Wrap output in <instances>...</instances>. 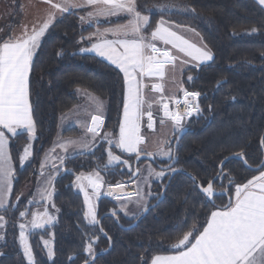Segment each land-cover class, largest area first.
Instances as JSON below:
<instances>
[{
  "label": "trees",
  "instance_id": "16d2710c",
  "mask_svg": "<svg viewBox=\"0 0 264 264\" xmlns=\"http://www.w3.org/2000/svg\"><path fill=\"white\" fill-rule=\"evenodd\" d=\"M20 3L21 0H16L18 15ZM154 3L174 4V13L164 18L192 28L213 54V60L208 64L189 68L181 74L184 90L200 92L197 103L201 111L186 120L183 128L187 132L181 137L175 153L176 134L168 141L167 147L172 149L177 160L174 168L196 176L204 186L216 176L221 161L231 155L243 153L241 157L247 166L257 168L262 159L259 141L264 131V10L253 0H139L140 5L149 7ZM185 7L195 8V12L180 10ZM81 15V12H70L57 19L42 38L33 58L29 101L36 124V139L29 163L20 166V149L28 141L26 134L9 137V152L15 171L10 203L16 208L5 214L7 231L5 244L0 248V264H26L16 243L14 221L31 195L43 154L57 134L59 118L78 101L76 91L86 92L104 102L102 133L115 135L118 129L125 92L123 75L115 67L83 53L81 49L90 46L85 39L97 27H112L124 21L81 27ZM160 18L158 13L151 15L153 27ZM189 76L192 80L188 79ZM218 83H222L220 87H217ZM179 107L181 111L184 108ZM78 135L76 129L62 134L64 137ZM103 144L97 145L94 155L65 159L63 169L53 183V203L55 210L59 209L56 210V221L49 228L29 235L35 264H84L91 259L85 248L93 241L94 254L107 250L108 242L97 226L86 224L83 200L72 188L76 175L94 170L97 163L102 162L103 156L97 154ZM170 162L154 160L151 165L161 171L160 168ZM260 171L248 170L235 160L227 162L223 166V178L214 182V191L226 196L216 198L215 207L202 199L186 175H175L162 201L131 230H120L110 218L101 221V229L111 239L112 248L92 264H149L157 254H174L169 246L182 235L180 229L186 220L189 226L195 221L201 228L212 210L227 204L235 187L229 184V177L242 185ZM165 172L159 183H151L150 192L154 197L149 205L157 200L168 180L170 171ZM132 173L133 179L132 175L126 176L124 170L120 172L115 168L101 170L100 174L106 184H114L131 182L138 176L136 172ZM26 186L31 189L23 196ZM111 208H115L112 202L100 199L96 206L97 218L109 213ZM116 215L123 226L131 225L136 219L124 222ZM50 238L51 260L40 243L42 239Z\"/></svg>",
  "mask_w": 264,
  "mask_h": 264
},
{
  "label": "snow or ice",
  "instance_id": "6c2138e0",
  "mask_svg": "<svg viewBox=\"0 0 264 264\" xmlns=\"http://www.w3.org/2000/svg\"><path fill=\"white\" fill-rule=\"evenodd\" d=\"M43 2L49 5V9L38 27L33 26L29 31L25 26L20 36L0 42V229L5 228L7 224L5 214L16 208L9 200L13 192L15 171L9 152L8 134L10 133L12 137L26 134L30 141L36 139V124L29 101V74L33 69V56L40 46L41 38L57 20L58 15L63 16L74 9L87 7L91 10L86 16L80 17L82 23L98 22L100 17L124 16L127 18L126 23H117L115 27L104 28L103 31L97 27L96 31L87 38L90 41L95 38L94 42L90 47L81 49L83 52L95 53L96 56L115 65L123 73L125 85L119 133L114 135L106 132L102 137V140L108 144L107 162L97 163L92 172L80 173L73 181V184L84 194V203L87 207L84 215L90 225L100 222L97 218L95 200L99 198L105 183L100 174L101 170H108L121 163L127 164V161H122L119 155L113 153V147L120 149L122 153H134L137 159L143 154L152 158L167 157L171 164L177 162L172 149L165 148L168 144L166 140L159 141L154 152L145 151L141 147L145 144V137L141 134V121L145 115L148 118L147 127L153 129L152 102L145 100L143 89L147 85L143 83V78L158 77L162 80L166 67H175L178 57L173 55L167 46L196 61L197 67L213 60V54L206 45L196 46L174 30L182 26L164 18L174 13L176 10L174 4L154 3L149 7L147 4L140 5L139 0H43ZM256 2L264 8V0H256ZM180 10L195 12V8L188 7ZM157 13L161 18L153 27L151 15ZM156 42L165 47H158ZM187 62L181 60V63ZM188 79L192 80V77L189 76ZM217 87L220 85L218 84ZM152 88L154 91H163L162 85L154 84ZM181 91H183V101L161 97V101L171 100L176 105V110H170L169 103L162 102L164 118L172 122L174 133H182L184 131L182 121L201 111L196 102L201 95L200 92L187 91L182 87ZM90 99L95 106V112L89 114L90 123L84 124L86 135L79 140L61 141L57 147L65 154L70 148L80 149L78 155H82L84 151H93L96 138L100 136L104 125V105L98 97L90 96ZM181 103L184 105L182 111L179 107ZM145 105H147V111H145ZM160 123L163 125L165 119H161ZM261 143L264 145V140ZM51 151L55 152V147ZM31 155L29 144L25 146L20 156L21 165ZM236 155L241 157L243 153ZM58 159L60 166H63L66 156H60ZM46 164L47 159L41 164V175H44L43 169ZM171 164L168 171L175 173L177 169ZM223 165L224 161H221V172L210 179L206 186L200 184L196 176L188 177L202 199L213 207H215V199L222 198L224 195L223 192L214 191V181L223 178ZM53 166L58 172L59 167L55 164ZM136 171L138 173L139 169ZM148 175L163 178L165 171L162 169L156 172L149 168ZM228 179L230 185H235L234 195L229 196L228 203L211 211L210 216L206 218V226H201L202 230L197 227L195 221L189 226L186 220L180 229L182 235L169 246L174 254H157L151 259L150 264H264V170L242 185L236 184L231 177ZM144 182H148L147 178ZM112 187L109 185V195L113 194ZM115 187L123 188L125 185L117 184ZM54 190L53 177L49 176L44 186L38 188L29 203L35 206L41 201H51ZM114 198L128 202H132L135 198V203L139 205L141 201H144L145 195L137 188L134 194L123 197L116 195ZM16 199L19 202L18 196ZM127 206L124 204L120 208L125 215H128ZM52 207L55 208L54 203ZM56 210L59 211V209ZM143 210L147 211L146 204ZM19 215L21 218L31 215L28 225L19 224V238L29 264H35L26 229L29 225L30 230L44 229L46 225L53 223L55 217L49 214L46 207L43 212H30L26 209L20 211ZM113 215H116V212H113ZM184 228L188 230L184 231ZM44 243L48 247V242ZM85 251L94 258L93 243H88ZM48 256L49 258L53 256L50 247H48ZM85 264H89V261L86 260Z\"/></svg>",
  "mask_w": 264,
  "mask_h": 264
},
{
  "label": "rangeland",
  "instance_id": "374dc122",
  "mask_svg": "<svg viewBox=\"0 0 264 264\" xmlns=\"http://www.w3.org/2000/svg\"><path fill=\"white\" fill-rule=\"evenodd\" d=\"M48 9H49V5L44 3L43 0H22L20 13H19L20 15H18V13L16 14V0H0V42H3L4 40H6L9 35L11 36L14 34L16 36H20L22 34L25 26H27V29L29 31L32 29L33 26L38 27L39 24L45 18ZM78 9L82 11V12L77 11V12L82 13L81 16H86L87 12L91 10L90 8H87V7L78 8ZM74 10H76V9H74ZM71 12H76V11L72 10ZM65 14H67V13H65ZM60 17L61 16L58 15L57 19H59ZM116 21H124L122 23H126L127 18L124 16L108 17V18L100 17V18H98V22L93 21L91 24H89L88 22L82 23L80 20L79 24L81 27H87V26L95 27L96 25H99V24H107V23H112V22H116ZM174 30H176L179 33H182V35H184L183 33H185V32L188 33L189 35H191V37H187V35H186V36H184L186 39H188L190 42L194 43L198 47L204 46V44L201 42L199 35L192 28L182 26V27L176 28ZM109 38H112V37L109 36ZM94 40H95V38H93L92 41L85 39L86 43H88V44L94 42ZM156 43H157L158 47H161V48L165 47L164 45L160 44L159 42H156ZM167 47L172 51L173 55L178 57V59L175 63V67H173V66H167L166 67L167 70H165V71H167V73L165 76L166 81L165 80L163 81L164 83H161V79L158 77H150L152 79V81H150L151 93H149L151 97L149 96L150 100L148 102H152V105H153L152 109H154V107H161L162 108V102H168L170 110H172V109L174 110L176 105L174 103H172L171 100L166 99L165 101H161V97L174 98L175 94L177 93V96L175 99H179V100L183 101V91H181V87H182L181 86V76H180V80H179L180 74H178V73L180 71L184 72L185 70H187L189 68H199L200 66L206 65L210 62V61H207L204 64H200L197 67V66H195L196 61H192L189 57L184 56L182 53H179L175 49H171V46H167ZM181 60L188 61V62L187 63H181ZM154 84L162 85L163 91L162 92L154 91L152 88V86ZM79 93H81V95H82L86 92L79 91V90L76 91L78 101L71 109H73L77 105L76 110H80L81 109L80 107L82 105H84V99H82V96ZM145 107H147V105H145ZM71 109L69 111H71ZM103 114H104L103 117L105 119V112ZM122 115H123V109H122L120 121L122 119ZM63 117L59 118L61 129H63V120L65 119L66 116H63ZM161 119H165V123L163 125H161V123H160ZM187 119L188 118H186L182 121L183 126L186 123ZM120 121H119V123H120ZM154 129H156L157 132L153 136H147L144 133L145 132L144 129L142 128V130H141V134L145 137V139H147L145 144L141 145V147L143 149H145V151L148 150V147L152 148V150H151L152 152L156 151L157 144L159 141L165 140V139H167L166 141H169V139H171L177 133V132L174 133V128H173L172 122L170 120H167L166 118H164L163 110H161L158 125ZM69 130H71V129H69ZM76 130L80 133V135H78L77 137L85 136V131L83 132L81 129H76ZM118 133H119V125H118V129H117V132L115 135H118ZM100 134H101L100 138L97 140V145L100 142H103L104 144L100 147V151L98 152L97 156H103V160L101 162V164H103V163L107 162L108 144L106 141L102 140V137L104 136L105 133H102V130H101ZM26 138L28 141H27V143L22 145V147L20 149V153H21L20 156L23 154V151H24V148L26 145L30 144L31 150H32V144H33L34 140L30 141L29 138L27 137V135H26ZM71 138H73V137H71ZM165 148L166 149L168 148L167 145H165ZM94 149H93V151H94ZM93 151H91L90 153H93ZM112 151L115 155H119L121 157L122 161H127V164L121 163L119 165L112 166L109 169L115 168L117 170H124L126 176H131L133 174L132 172H136V174H139V172L141 171L138 179L136 181H134L133 183L131 181L130 184H126L129 182H126V183L116 182L114 184H109V185H113V187H112L113 194L112 195L108 194L109 188H107L103 192L104 199H106L107 197H110L111 199L107 198V200L111 201L115 205V208H111L109 213L113 214V212H116V214H118L124 222H130L134 218H137L144 211L143 210V207H144L143 204L144 205L146 204V206L148 207L151 197H154L153 194L147 195V193H149L151 190L152 181L157 180L156 183H159L160 180L163 179L165 176L163 178H158L154 175L149 176V175L143 173V169L145 168V166L151 167V169H154L156 172H159L160 170L155 169L151 165V163L147 162V161H141L139 164H137V166H134L133 161L131 160V158L136 157L134 153L133 154L122 153L120 151V149L115 148V147H113ZM90 153H87V154H90ZM82 155H84V154H82ZM30 158H31V156L28 158V160H26L23 163V165H21V163H20V166L27 165L30 161ZM154 159L157 160L158 162L168 161L167 157L157 156ZM52 169L54 170L56 168H51V170ZM137 169H139L138 173L136 171ZM51 170L44 171L43 177H49L51 174V172H50ZM53 170H52V172H53ZM92 171L93 170L86 172L85 174L90 173ZM39 175L41 176V171L38 169L37 178L39 177ZM165 175H166V172H165ZM37 178L35 179L34 186H32V189L30 188L31 189V195L29 198L26 199L25 208L22 209L21 211L27 209L30 212H43L45 207H46L49 214L55 217V219L51 225L45 226V228H49L56 221V210H55V208L52 207L53 195H52L51 201H48V202L41 201L38 205H35V206H33L29 203V201H31L33 199V196L37 193V186L35 187V184L37 182ZM145 178H147V181H148L147 183L144 182ZM117 184H123V185H125V187L116 188L115 185H117ZM39 187H41V186H39ZM72 188H73L75 193L82 196L83 204H84V213H85V211L87 210V207L84 203V194L82 192H80V190L74 184H72ZM137 188H139L142 191V193L145 195V199H144V201H146L145 203H143L144 201H141V203L138 205L137 203H135V198H133L132 202H128L124 199L117 200L114 198L116 195L123 197V196H127L128 194H134L137 191ZM30 189L28 186H26L25 189H23V196L27 195L29 193ZM234 189H235V187H234ZM53 194H54V192H53ZM124 204L128 205L127 209H126L128 215H125V213L123 211H120L121 206ZM141 206H143V207H141ZM95 209H96V203H95ZM96 213H97V210H96ZM30 220H31V215L21 218L19 213H18L17 220L14 221V223H15L14 225L16 226V243L18 244V248H19L26 264H29V261L24 254V249H23V246L20 242L19 224L25 223L26 225H28V221H30ZM84 220H85L87 225H90L87 222V220L85 219V215H84ZM6 227H7V224H6L3 231L0 230V237H3L2 239H0V248L3 246L2 244H5V238H6L5 235H6V231H7ZM42 230L43 229L30 230V225H29L28 228L26 229V235L29 239V235L31 233L37 232V231H42ZM45 241L48 242V247H50L52 252H53L52 240L50 238V239H42L40 241V243H41V245H42V247H43V249L47 255V258L49 260H51L53 258V256L51 258H49L48 247L45 246V243H44ZM93 243H94V241H93ZM28 244H29V241H28ZM85 253H86V255H88V253L86 251H85ZM0 256H1V252H0Z\"/></svg>",
  "mask_w": 264,
  "mask_h": 264
},
{
  "label": "crops",
  "instance_id": "0c3cea01",
  "mask_svg": "<svg viewBox=\"0 0 264 264\" xmlns=\"http://www.w3.org/2000/svg\"><path fill=\"white\" fill-rule=\"evenodd\" d=\"M253 1H255L256 2V0H253ZM257 3V2H256ZM20 4H22V0H21V3ZM258 4V3H257ZM259 5V4H258ZM260 6V5H259ZM261 8H262V6H260ZM20 8H21V5H20ZM263 10H264V8H262ZM73 11H81V10H79L78 8L76 9V10H73ZM82 12V11H81ZM113 27V26H112ZM115 27V26H114ZM106 28H109V27H106ZM103 29L104 28H102V29H100L101 31H103ZM182 34V33H181ZM184 35L183 36H186L187 35V37H191V35H189L188 33H183ZM14 37H17L16 35H9L8 37H7V39L6 40H8L9 38H14ZM43 38V37H42ZM42 38H41V40H42ZM6 40H4V41H6ZM93 43V42H92ZM89 45L91 46V43H89ZM89 46V47H90ZM83 53H87V54H91V55H94V56H96L95 55V53H91V52H83ZM96 57H98V56H96ZM33 58H34V56H33ZM99 59H101V60H103V61H105L106 63H108V64H110L108 61H106V60H104L103 58H101V57H98ZM111 66H113V67H115V65H112V64H110ZM116 68V67H115ZM116 69H118V68H116ZM119 70V69H118ZM167 70V69H166ZM120 71V70H119ZM182 72L183 71H180L178 74H180L179 75V80H180V76H181V74H182ZM166 73H167V71H165V76H166ZM121 74L123 75V73L121 72ZM165 76H164V78L161 80V83H164L163 81L165 80ZM174 77V76H173ZM138 79H139V77H138ZM150 81H152V79L150 78V77H144L143 78V83L144 84H146L147 85V87L146 88H144L143 89V94H144V97H145V100H147V101H149L150 100V98H149V96H150V94L149 93H151V90H150ZM166 81V80H165ZM180 83V82H179ZM80 95H81V93H79ZM124 94H125V92H124ZM77 95V94H76ZM82 96V99H84V105H82L80 108V110H76V106L73 108V109H71V111H69V112H67V113H65V114H63L62 116H61V118L63 117V116H66L65 117V119L63 120V129H61V127H60V121H59V123H58V129H57V134H56V136H55V139L53 140V143L51 144V146L45 151V153L43 154V157H42V159H41V162H40V165H39V170L41 171V164H42V162H45L46 161V159H47V164H46V167L43 169V172L44 171H49V170H51V168H56V167H54L53 166V164H55L57 167H59V171L57 172L56 171V169H52L53 170V172H52V170L50 171L51 172V174H50V176L51 177H53V183H54V180L56 179V177L61 173V171H62V166H60V161H59V159H58V157H60V156H66V159H69V158H73V157H76V156H79L78 155V153L80 152V149H76V150H73L72 148H70L69 149V151H68V153L67 154H65V153H63L61 150H60V148L59 147H57V145L61 142V141H67V140H79L82 136H80V137H73V138H71V137H64V136H62V134L66 131V130H69V129H81L83 132L85 131V128H84V124L85 123H90V113H94L95 112V106H94V104L92 103V101H91V99H90V96H93V95H91V94H88V93H84V94H82L81 95ZM176 96H177V93L175 94V96H174V98H176ZM151 97V96H150ZM101 101V100H100ZM103 102V101H102ZM104 104V103H103ZM153 106V105H152ZM161 110H162V108L161 107H154V109H152L151 108V111H152V113H153V129H149L148 127H147V124H148V118H147V116L145 115L144 116V118H143V120L141 121V125H142V128L144 129V133L147 135V136H153L154 134H156V129H154V128H156V126L158 125V121H159V116H160V114H161ZM173 110V109H172ZM145 111H147V107H145ZM105 112V104H104V111H103V113ZM104 115V114H103ZM64 118V117H63ZM142 128H141V130H142ZM9 135V137H12L11 136V134L9 133L8 134ZM85 135H86V133H85ZM101 135V134H100ZM100 138V136H98L97 138H96V141H95V147L97 146V140ZM146 140L147 139H145V142H146ZM165 140H167V139H165ZM55 147V149H56V151L55 152H52L51 150L53 149ZM94 147V148H95ZM93 148V149H94ZM152 150V148L151 147H148V150L147 151H151ZM87 153H90L89 151H84L83 152V154H87ZM149 168H151V167H149V166H145V168L143 169V173H145V174H147L148 175V169ZM264 170V169H263ZM140 173H141V171L139 172V174H138V176L134 179V180H132V183L134 182V181H136L137 179H138V177H139V175H140ZM260 173V172H259ZM259 173L257 174V175H259ZM257 175H255V176H257ZM254 176V177H255ZM253 177V178H254ZM47 178L48 177H43V175H39V177L37 178V182H36V184H35V187L37 186V190H38V188H39V186H43L44 184H45V181L47 180ZM253 178H251V179H253ZM75 180V179H74ZM162 180V179H161ZM160 180V181H161ZM152 182H157V180H155V181H152ZM159 182V181H158ZM121 183H123V182H121ZM246 183V182H245ZM126 184H130V182L129 183H126ZM34 186V185H33ZM113 186V185H112ZM107 188H109V184H106V183H104V187L101 189V192H100V196H99V198L97 199V200H95V203H96V206H97V203L99 202V200L100 199H102V197H103V192L107 189ZM89 191H91V189L89 190ZM232 195H234V190H233V194ZM81 198H82V196H81ZM104 198V197H103ZM107 198H109V199H111L110 197H107ZM106 198V199H107ZM9 200H10V198H9ZM83 200V199H82ZM111 202V201H110ZM146 201H144L143 203H145ZM143 206H144V204H143ZM143 206H141V207H143ZM209 216H210V214H209ZM135 219V218H134ZM206 226V225H205ZM1 231H3L4 230V228L3 229H0ZM4 241V240H3ZM3 245V244H2ZM150 262H151V260H150ZM150 262H149V264H150Z\"/></svg>",
  "mask_w": 264,
  "mask_h": 264
},
{
  "label": "water",
  "instance_id": "95a60500",
  "mask_svg": "<svg viewBox=\"0 0 264 264\" xmlns=\"http://www.w3.org/2000/svg\"><path fill=\"white\" fill-rule=\"evenodd\" d=\"M219 85H221L222 83H218ZM217 84V85H218ZM187 132V130L186 129H184V131L181 133V132H178L177 134H176V136H175V141H174V143H173V153H175V150H176V148H177V145H178V143H179V141H180V139H181V137L185 134ZM262 140H264V131H263V134H262V136H261V138H260V141H259V147H260V151H261V154H262V159H261V162H260V164H259V166L257 167V168H254V169H252V168H250V167H248L247 166V164H246V162L244 161V159L242 158V157H237V155H231V156H229V157H226L225 159H223L222 161H224V165L227 163V162H229V161H231V160H235V161H238V162H240V163H242V165L246 168V169H248V170H252V171H255V172H257V171H260V170H262L263 168H264V146L262 145V143H261V141ZM154 158H152V157H148V156H146V155H141L140 156V158L139 159H137L136 157H135V159H134V161H133V165L134 166H137V164L139 163V162H141V161H147V162H150V163H152V162H154ZM171 164V162L167 165V166H165V167H161L160 169H163L164 171H168V168H169V165ZM175 164V163H174ZM174 164H171V166L172 167H174ZM223 165V166H224ZM120 172L122 171V170H119ZM221 172V163L218 165V168H217V174H216V176L219 174ZM183 174V175H186L187 177H189L190 176V174H188V173H186L185 171H181V170H177L175 173H172V172H170L169 173V177H168V180L166 181V183H165V185H164V187L162 188V190H161V192H160V194H159V197L157 198V200L153 203V204H151V205H149L148 207H147V211H143L134 221H133V223H131V225H129V226H123V225H121L120 224V221H119V219H118V217H117V215H113V214H110V213H105V214H103V215H101L100 217H99V224H96V226H97V228H98V230H99V233L101 234V236L104 238V239H106L107 240V242H108V248H107V250H105V251H103V252H99V253H96V254H94V258L93 257H91V259L89 260V264H92L93 262H94V260L96 259V258H98V257H100V256H104V255H106L110 250H111V248H112V242H111V239L101 230V221L103 220V219H105V218H110V219H112L113 220V222H114V224L120 229V230H123V231H128V230H131L132 228H134L145 216H146V214L150 211V210H152L153 208H155L161 201H162V199H163V197H164V194H165V192H166V189H167V187H168V185H169V183H170V181H171V179L175 176V175H177V174ZM215 176V177H216ZM134 178V175H132V177H131V179H133ZM216 181V180H215ZM214 181V182H215ZM224 196H226V194L224 193ZM229 200V199H228ZM227 203H228V201H227ZM85 264V263H84Z\"/></svg>",
  "mask_w": 264,
  "mask_h": 264
},
{
  "label": "built area",
  "instance_id": "2783aa9c",
  "mask_svg": "<svg viewBox=\"0 0 264 264\" xmlns=\"http://www.w3.org/2000/svg\"><path fill=\"white\" fill-rule=\"evenodd\" d=\"M180 105H182L184 107V105L182 103ZM174 110H176V108H174Z\"/></svg>",
  "mask_w": 264,
  "mask_h": 264
},
{
  "label": "flooded vegetation",
  "instance_id": "af4514ba",
  "mask_svg": "<svg viewBox=\"0 0 264 264\" xmlns=\"http://www.w3.org/2000/svg\"><path fill=\"white\" fill-rule=\"evenodd\" d=\"M177 133H178V132H177ZM177 133H176V134H177Z\"/></svg>",
  "mask_w": 264,
  "mask_h": 264
}]
</instances>
